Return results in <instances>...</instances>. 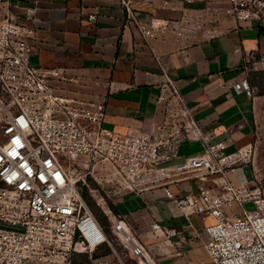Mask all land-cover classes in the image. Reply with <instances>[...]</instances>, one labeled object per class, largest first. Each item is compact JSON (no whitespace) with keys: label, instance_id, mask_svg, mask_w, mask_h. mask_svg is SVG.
I'll return each instance as SVG.
<instances>
[{"label":"built area","instance_id":"built-area-1","mask_svg":"<svg viewBox=\"0 0 264 264\" xmlns=\"http://www.w3.org/2000/svg\"><path fill=\"white\" fill-rule=\"evenodd\" d=\"M119 1L125 26H135L146 37L167 27L146 20L133 6L135 0ZM184 1L202 3L209 23L222 15L254 19L264 37V0ZM35 12L34 6L23 14L0 11V264H72L75 254L82 253L89 257L88 264H110L97 250L106 244L113 249V241L65 164L78 156L110 165L134 192L160 188L178 198L172 184L194 183L197 191L177 201L185 212L212 217L205 226V246L213 264H264V189L249 180L234 184L228 178L237 154L226 152L223 141L202 137L201 152L177 160L184 130L196 123L185 121L187 111L173 81L167 77L170 93L163 88L159 99L169 105L175 101L179 109L172 111L174 118L154 122L149 130L107 128L104 99L77 84L72 88L76 78L64 68L33 60ZM259 63L264 69V55ZM235 87L254 92L247 79ZM248 201L252 209L245 207ZM233 205L238 211L227 212ZM110 219L112 232L125 236L133 255H142L145 247L134 240L124 219Z\"/></svg>","mask_w":264,"mask_h":264},{"label":"crops","instance_id":"crops-1","mask_svg":"<svg viewBox=\"0 0 264 264\" xmlns=\"http://www.w3.org/2000/svg\"><path fill=\"white\" fill-rule=\"evenodd\" d=\"M202 5L184 0H135L133 6L146 20L167 24L153 37H146L135 26H125L119 0H0V11L23 14L28 6L36 8L33 60L64 68L76 78L74 85L104 99L107 128L149 130L154 122L174 118L172 111L179 109L175 101L169 105L159 99L163 88L170 93L169 77L183 100L185 121L196 123L184 130L179 161L203 150L202 137L225 142L226 152L248 145L257 112L264 106V91H257L258 77L264 78V69L257 64L264 55L261 25L254 19L226 15L209 23ZM183 19L207 26L191 32L190 23ZM242 79L254 87L252 94L235 87ZM244 172L248 176L245 168ZM228 178L234 184L248 180L239 181L232 171ZM171 187L178 198L166 196L160 188L140 193L117 185L114 205L134 240L141 243L136 232L149 241L151 253L144 251L141 256L150 264H213L205 246V226L212 217L189 209L185 212L177 201L194 194L197 186L184 181ZM238 209L237 205L226 207L227 212ZM114 220H118L115 212ZM153 222L160 227L153 228ZM130 246L122 242L126 256L133 255ZM117 251L114 245L97 250L107 255L110 264H117Z\"/></svg>","mask_w":264,"mask_h":264},{"label":"rangeland","instance_id":"rangeland-1","mask_svg":"<svg viewBox=\"0 0 264 264\" xmlns=\"http://www.w3.org/2000/svg\"><path fill=\"white\" fill-rule=\"evenodd\" d=\"M200 20H202L201 17ZM202 23L199 21L187 28L191 32L195 31L197 26L203 29L207 25L201 27ZM184 28L186 27L184 26ZM71 86L72 88H75L76 85L73 84ZM257 89V91L261 93L264 91L263 75L258 77ZM233 151L237 154L236 166H243L237 167L232 171L234 177L239 181H243L248 177V180L252 185L258 184L261 186V189H264V106H262L261 110L257 112L253 137L251 138L250 143L248 145L235 147ZM65 164L68 166L71 180L75 182L74 184L78 188L85 204L104 227L110 239H112L113 245L117 247L118 251L115 253L117 264H145L144 259L147 258L144 256L135 254L132 256H126L125 252L121 249L122 242H130L124 238L125 236L123 234L115 233L111 230L112 220L110 219V216L113 215V212H115L118 219L121 218L114 205L117 198H113V188H117V185L120 186L122 184V176H120V174L114 169L110 168V165L106 166L103 164L104 166H102L100 162L95 163L94 160L87 162V159L83 156L66 159ZM244 168L246 169L248 176L244 172ZM245 207L252 209L254 204L252 201H248L245 203ZM134 233L136 237L140 239V242L143 243L145 253H151L149 251V241L142 239L140 234L136 232ZM105 248H109V245L106 244ZM97 253L100 254L99 252ZM71 262L72 264H88L89 257L86 255L75 254Z\"/></svg>","mask_w":264,"mask_h":264},{"label":"bare ground","instance_id":"bare-ground-1","mask_svg":"<svg viewBox=\"0 0 264 264\" xmlns=\"http://www.w3.org/2000/svg\"><path fill=\"white\" fill-rule=\"evenodd\" d=\"M144 261H145V264H150V263L147 261V259H144ZM144 261H143V262H144Z\"/></svg>","mask_w":264,"mask_h":264},{"label":"trees","instance_id":"trees-1","mask_svg":"<svg viewBox=\"0 0 264 264\" xmlns=\"http://www.w3.org/2000/svg\"><path fill=\"white\" fill-rule=\"evenodd\" d=\"M81 255H86V254L82 253Z\"/></svg>","mask_w":264,"mask_h":264}]
</instances>
